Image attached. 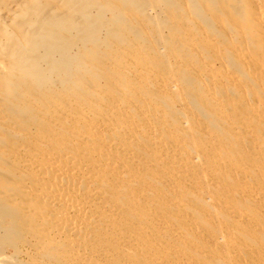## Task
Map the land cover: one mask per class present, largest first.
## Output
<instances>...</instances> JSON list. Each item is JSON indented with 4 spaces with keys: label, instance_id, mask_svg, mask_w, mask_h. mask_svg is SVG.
I'll use <instances>...</instances> for the list:
<instances>
[{
    "label": "bare ground",
    "instance_id": "6f19581e",
    "mask_svg": "<svg viewBox=\"0 0 264 264\" xmlns=\"http://www.w3.org/2000/svg\"><path fill=\"white\" fill-rule=\"evenodd\" d=\"M22 247L264 264V0H0V264Z\"/></svg>",
    "mask_w": 264,
    "mask_h": 264
},
{
    "label": "rangeland",
    "instance_id": "374dc122",
    "mask_svg": "<svg viewBox=\"0 0 264 264\" xmlns=\"http://www.w3.org/2000/svg\"><path fill=\"white\" fill-rule=\"evenodd\" d=\"M5 250H4V254L6 255V256H9L10 254H11V250H10V248L8 247L7 248V246H5V248H4ZM22 250L24 249L25 251H27L28 252V254L26 255V256H24V255H20V257H19V259L21 260V261H23V262H26V263H28V264H31V258H30V256H28V255H30V252L28 251V249L26 248V247H22L21 248ZM31 257H32V253H31ZM33 264H42V262L40 261V262H38L37 261V263H35V262H32Z\"/></svg>",
    "mask_w": 264,
    "mask_h": 264
}]
</instances>
